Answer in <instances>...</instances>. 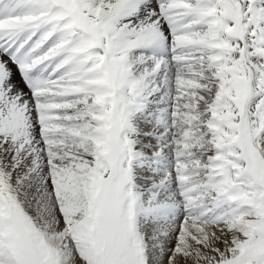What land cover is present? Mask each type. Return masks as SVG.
Instances as JSON below:
<instances>
[{"label":"snow or ice","instance_id":"6c2138e0","mask_svg":"<svg viewBox=\"0 0 264 264\" xmlns=\"http://www.w3.org/2000/svg\"><path fill=\"white\" fill-rule=\"evenodd\" d=\"M0 264H264V0H0Z\"/></svg>","mask_w":264,"mask_h":264}]
</instances>
